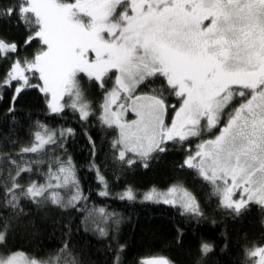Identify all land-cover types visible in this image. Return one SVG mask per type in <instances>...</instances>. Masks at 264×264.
Returning a JSON list of instances; mask_svg holds the SVG:
<instances>
[{
    "label": "snow or ice",
    "instance_id": "obj_1",
    "mask_svg": "<svg viewBox=\"0 0 264 264\" xmlns=\"http://www.w3.org/2000/svg\"><path fill=\"white\" fill-rule=\"evenodd\" d=\"M6 14L18 16L32 29L29 42L35 39L42 45L31 61H17L10 70V80L23 81L17 93L23 86L40 87L51 95L53 112L62 110L65 94L75 95L72 106L85 119L89 113L79 98L78 74L103 86L104 77L112 73L115 87L102 106L103 122L119 129L117 144L142 156L163 151L166 140L183 141L217 128L222 115H227L219 134L198 144L185 163L198 168L206 180L221 182L217 190L226 207L239 212L253 201L264 206V0H16ZM16 47L0 41V54L15 52ZM25 72L38 74L42 86L30 84ZM152 77L164 78L170 94L180 101L178 109L162 93L133 96ZM233 85L238 89L233 91ZM234 95L243 99L224 112ZM113 105L119 110L113 111ZM129 107L136 119L123 121ZM169 107L175 115L166 124ZM54 135L38 133L39 143L24 151L36 152L42 144L54 142ZM124 156L120 151V158ZM58 171L66 173L70 167ZM19 187L14 179L12 189ZM12 189L9 203L15 207L18 193ZM44 191V186L31 185L20 194L34 199ZM177 191L170 189L169 195ZM237 191L240 198L233 200ZM153 195L145 198L151 200ZM124 198L133 200L135 194L129 189ZM52 199L59 203L55 194ZM182 199L187 210L199 214L186 192ZM164 202L175 201L164 198ZM209 250V245L202 246V251ZM248 255L256 258L251 264H264V247H254ZM0 264L43 262L16 253L0 257ZM141 264L171 262L151 257Z\"/></svg>",
    "mask_w": 264,
    "mask_h": 264
},
{
    "label": "trees",
    "instance_id": "obj_2",
    "mask_svg": "<svg viewBox=\"0 0 264 264\" xmlns=\"http://www.w3.org/2000/svg\"><path fill=\"white\" fill-rule=\"evenodd\" d=\"M15 3L0 0V41L17 46L15 52L0 54V257L19 253L43 264H141L151 257H165L171 264H251L256 258L248 251L264 246V206L253 202L239 212L226 207L187 166L184 145L168 143L163 151L129 163L128 156L120 158L117 129L101 121L103 86L86 85L85 94L92 93L81 101L95 105L86 119L68 99L62 111L50 112L40 87L23 86L17 93L23 81L10 80V70L17 61H31L42 46L35 39L28 45L32 29L6 14ZM25 75L30 84L41 85L38 74ZM170 92L163 77L150 78L138 90L162 93L178 108L180 101ZM240 98L234 95L236 103L229 108ZM174 114L169 107L166 123ZM38 133H54V142L24 151L39 143ZM61 166L70 171L60 173ZM13 178L21 187L12 189ZM31 185L45 188L34 198L38 202L20 194ZM176 185L191 193L199 214L145 198ZM8 189L18 193L15 207ZM129 189L135 199H121ZM52 194L59 203H53ZM204 244L209 251H202Z\"/></svg>",
    "mask_w": 264,
    "mask_h": 264
},
{
    "label": "rangeland",
    "instance_id": "obj_3",
    "mask_svg": "<svg viewBox=\"0 0 264 264\" xmlns=\"http://www.w3.org/2000/svg\"><path fill=\"white\" fill-rule=\"evenodd\" d=\"M75 2V0H73V2L72 3H74ZM116 75H119V73H116ZM37 78H38V76H37ZM153 78V77H152ZM150 79V78H149ZM39 80V79H38ZM40 81V80H39ZM92 82H94V83H97V84H99V86H101V84H100V82L99 81H95V80H93V79H91V78H89V77H87L85 74H83V73H81V74H78V91H79V98H80V101L82 100V98L84 97V94H85V92H86V85H90V88H91V86H93V83ZM111 82V83H110ZM40 83H41V86H42V84H43V82L42 81H40ZM110 83V84H109ZM106 84H109L110 86H107ZM142 85V84H141ZM141 85H139L135 90H134V92H133V96H135V95H137V94H139V95H152V94H142V93H138V90H139V87L141 86ZM102 87V86H101ZM115 87V76L114 75H112V73H109L107 76H105L104 77V84H103V90H105V93H104V101L102 100V104H101V106H99V109H98V111L99 110H101V113H100V118H101V121L103 122V115H104V109H103V105H104V103H105V100H106V97H107V94L108 93H110L112 90H113V88ZM234 90V89H233ZM91 93H92V90H87V95L85 96V97H87V99H88V96L89 95H91ZM122 95V97L124 96V95H126V94H124V93H122L121 94ZM48 96V100H49V102L51 101V95L50 94H48L47 95ZM84 97V98H85ZM83 98V99H84ZM66 99H68V105H70V108H72V109H75V110H77L78 111V113L81 115V113H80V111L77 109V108H74L72 105H73V103L74 102H76L77 101V98H76V96L75 95H72V96H69V95H67V94H65L62 98H61V100H60V104L64 107L65 106V101H66ZM240 101H241V99H240ZM83 102V101H82ZM120 101H118V103H119ZM131 100H128L127 101V104H131ZM231 103V102H230ZM230 103H229V105H230ZM91 104H92V106L89 108L88 107V113H90L91 112V110H92V108L95 106L92 102H91ZM229 105L224 109V110H226L225 112H228L229 110H230V108H229ZM235 106H238V105H235ZM63 107H62V109H63ZM179 108V107H178ZM177 108V109H178ZM49 109H50V112H52V113H58V112H60V111H57V112H53L52 111V109L49 107ZM112 110L113 111H118L119 109L115 106V105H113L112 106ZM62 111V110H61ZM89 115V114H88ZM175 115V114H174ZM86 119V118H85ZM136 119V116H135V113L134 112H132V110H131V108L129 107L128 108V110L124 113V115H123V117H122V120L123 121H132V120H135ZM227 119H228V116L227 115H222V118H221V122L218 124V126H217V128H214V129H211L210 131L209 130H207V129H205V130H203L199 135H195V136H192V135H190V136H188L187 137V139H185V140H183V141H181V140H179V138H175V139H173V140H166L162 145H161V147H165V145L166 144H168V143H172V142H176V144H178V145H184L185 146V148H186V151H188V154H187V156H186V160L188 159V157H189V155L190 154H192V155H194L195 154V152L197 151V145L198 144H200L203 140H207V139H210V138H214V136L215 135H218L219 134V132H218V129L219 128H221V127H223L224 126V124H226V122H227ZM104 123V122H103ZM165 123H166V117H165ZM171 123V122H170ZM170 123H166V124H170ZM224 123V124H223ZM105 124V123H104ZM201 124L203 125L204 124V121H201ZM105 125H107V124H105ZM108 126V125H107ZM112 127H115L114 125L112 126ZM116 128V127H115ZM117 129V131H118V135H119V129L118 128H116ZM43 134H41V136H42ZM122 145V144H121ZM122 151H125V155L126 156H128L129 157V159L133 162V161H135V160H137V159H145V158H147L148 156H150L153 152H155L156 150H153V151H151V152H149L146 156H142V155H140V154H138V152H133V151H127V150H125L124 149V147H123V145H122ZM193 170L194 171H196V173L198 174V176L201 178V179H203L204 181H206V182H208L213 188H214V190L219 194V196L221 197V199H222V194L217 190V184H221V182L220 181H217L216 183H213L212 181H210V180H206L201 174H200V172H199V170H198V168H193ZM173 188H176L178 191L177 192H175V193H172L171 195H169V190L170 189H173ZM184 192H186L187 194H188V197H190L193 201H194V203H195V200H194V198H193V196L191 195V193L187 190V189H184V188H182L181 186H179V185H176V186H172L171 188H169V189H167L166 191H153V192H151V193H154V195H153V199H151L150 201H152V202H163V203H165L164 202V198H168V199H170V200H174L175 202L174 203H166V204H171V205H181V207L183 208V209H185V210H187L184 206H183V204H184V199H186V198H184V199H182V197H183V194H184ZM159 197V198H158ZM240 198V192L239 191H237L235 194H234V196H233V200H238ZM147 200V199H146ZM149 200V199H148ZM254 202V201H253ZM253 202H249V203H253ZM223 203V202H222ZM248 203V204H249ZM224 204V203H223ZM247 204V205H248ZM246 205V206H247ZM245 206V207H246ZM245 207H243V208H245ZM243 208H241V209H243ZM234 209V208H233ZM240 209V210H241ZM187 211H189V210H187ZM264 247V246H263ZM24 257V256H23ZM25 258V257H24ZM25 259H27V258H25ZM28 260H30V259H28Z\"/></svg>",
    "mask_w": 264,
    "mask_h": 264
},
{
    "label": "flooded vegetation",
    "instance_id": "obj_4",
    "mask_svg": "<svg viewBox=\"0 0 264 264\" xmlns=\"http://www.w3.org/2000/svg\"><path fill=\"white\" fill-rule=\"evenodd\" d=\"M205 23H207V22H205ZM34 40V39H33ZM33 40H31L29 43L30 44H28V45H31V43H32V41ZM39 45H41L40 43H39ZM42 46V45H41ZM29 73H31V72H25V74H29ZM236 87H239V86H236V85H233L232 86V89H235ZM248 91V90H247ZM241 100L243 99V98H240ZM234 101H235V99H234V97H233V99H232V101L231 102H233L234 103ZM235 103H236V101H235ZM226 110H224V112H225ZM224 124V123H223Z\"/></svg>",
    "mask_w": 264,
    "mask_h": 264
}]
</instances>
